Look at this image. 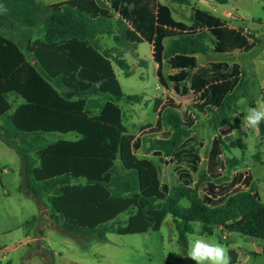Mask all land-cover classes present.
<instances>
[{
	"label": "trees",
	"instance_id": "1",
	"mask_svg": "<svg viewBox=\"0 0 264 264\" xmlns=\"http://www.w3.org/2000/svg\"><path fill=\"white\" fill-rule=\"evenodd\" d=\"M157 1L68 0L46 5L40 0H0L7 9L0 12V30L36 29L41 37L28 46L35 61L31 64L21 46L0 31V138L21 158L20 190L37 203L39 213L46 198L43 205L50 219L72 238L106 242L110 233L156 232L172 216L186 252L194 224L202 226V235L212 236L222 228L264 240V203L251 175L224 174L228 165L237 164L224 159L226 144L217 136L200 169L204 144L195 131L197 120L206 114L216 132L230 124L251 88L246 68L226 62L201 66L197 56L250 51L254 42L201 10H194L191 26L176 22L169 8ZM103 36L113 38L115 45L102 48ZM144 42L153 45L160 86L181 97L194 95V100L182 110L168 97L156 124L147 128L150 136L140 139L129 134L120 103L139 104L142 98L124 93L115 66L132 77L125 53ZM165 58L178 73L164 76ZM13 97L24 103L15 106ZM258 129L264 137V122ZM52 134L77 138L50 142ZM237 144L243 147L241 140ZM142 149L176 164L182 184L163 183L156 164L138 156ZM124 216L128 219L122 224ZM35 255L43 264H53L46 251ZM230 256L235 263L237 253L230 251Z\"/></svg>",
	"mask_w": 264,
	"mask_h": 264
},
{
	"label": "rangeland",
	"instance_id": "2",
	"mask_svg": "<svg viewBox=\"0 0 264 264\" xmlns=\"http://www.w3.org/2000/svg\"><path fill=\"white\" fill-rule=\"evenodd\" d=\"M41 1L44 4H51L65 0ZM168 1L173 2V0H166V2ZM230 6L238 8V14L243 18L241 19L242 26L256 30L262 29L263 33L259 34L257 39L264 40V0H233ZM177 14L186 23L191 24L193 22L192 12L188 6H180ZM250 32L253 37L258 34L253 30ZM99 42L104 49L115 45L113 38L108 36L101 37ZM137 48L141 55L150 56L148 43L137 45ZM126 54V60L132 66L134 72L133 76L126 78L123 71L117 66H115V70L123 85L124 92L141 96L142 102L139 104L121 102L120 106L124 110V123L129 134L135 136V138L146 139L150 136L147 134V128L156 124L161 104L168 96L173 97L181 105L182 110L189 108L194 96L182 98L164 89L157 80L153 65H149L148 61L139 58L140 55L134 49ZM261 56L264 59V52ZM213 59H218V57L214 56ZM242 61H245L244 58H242ZM259 69L257 75H255L256 85L252 86L248 97L238 102L239 108L232 114V122L229 124V129L223 132V135L212 129L208 122V116H201L197 120L198 124L195 131L204 144L201 150L202 163L200 169L205 167L207 153L213 138L220 136L225 141L227 148L224 152V159L227 161L234 160L237 164L234 168L228 165L224 174L248 173L249 169H252L257 189L264 203V162L262 163V160H264V137L261 136L258 128L244 131L241 128L242 120L247 114L248 108L252 107L251 104L264 108L261 96V90L264 89V65ZM47 138L50 142L63 139L58 135H49ZM239 140H241L243 147L237 144ZM138 156L147 158L156 164L163 183L168 184L170 187L182 184L178 176L177 165L169 163L167 158L161 159L152 153L147 154L145 149L138 151ZM0 162L3 167L10 171L11 180H7V183L12 189L17 183L16 178H19L20 158L15 151L11 150L0 157ZM197 176V174L194 175L193 186L197 181ZM199 194H203L201 189H199ZM43 204H46V198L40 202L43 212L39 213V220L33 222L28 228L31 230L32 227L35 237L40 240L47 234L49 244L56 254L48 248L45 241L40 245H38L40 242L38 241L30 244L25 251L24 259L31 257L32 253L35 255L39 251H46L47 256L52 258L53 264H192L186 258L188 251L186 252L178 242V233L172 216L166 218L159 231L135 235L110 233L107 235L106 242H98L95 239L72 238L62 233L55 222L50 219L49 209ZM1 212L3 214V211ZM31 213L37 214V203L33 200L29 207L24 210V216L30 218ZM127 219V216L122 217V224ZM195 226L200 228V235H202V226L199 224ZM41 227H45V229L42 231ZM42 235L43 237H40ZM202 236L223 244L228 249L229 255L230 251H235L237 260L233 264H264V240L246 237L238 233L226 232L223 234L219 228L215 229L212 236ZM225 236L228 237L224 238ZM16 261L14 264H24L22 260ZM28 264L37 263L33 261L28 262Z\"/></svg>",
	"mask_w": 264,
	"mask_h": 264
},
{
	"label": "crops",
	"instance_id": "3",
	"mask_svg": "<svg viewBox=\"0 0 264 264\" xmlns=\"http://www.w3.org/2000/svg\"><path fill=\"white\" fill-rule=\"evenodd\" d=\"M65 1H68V0H65ZM232 1L233 0H229L228 3H226V4H220L215 0H189V4H180V3L176 2L175 0H173V2H171V1L166 2V0H158L157 2L159 5L167 6L169 8L170 13H171V17L174 21L179 22V23H184L188 26H191L193 24V22L191 24H188L185 21H183L181 18L178 17L177 11L180 9V6L186 5L190 8V11L192 12V19H193L194 12H195L194 10H201V11H204V12H207V13L213 15L216 18L221 19L229 28H234L236 30H239L243 34H244V30H248V31L253 30V31L257 32L258 34H256V37H253L252 33H251V38H248L251 42H254V47L250 51H243L241 49H236L230 53H215V52L211 51L208 55H198L197 56L198 63L201 66L207 65L208 63H211V62H226L229 65L239 64L241 67L246 68L249 72L250 81H251V88H252V86L256 85L255 75H257V73L259 72V70H260L259 68L264 65V59L261 56L262 53L264 52V40L263 39H257V36L263 32H262V29L256 30V29H251V28L242 26L243 23H242L241 19H243V18L241 16H239L238 8L236 6H230V3H232ZM60 2H63V1H60ZM56 3H59V2H56ZM51 4H55V3H51ZM51 4H46V5H51ZM107 4H109V3L107 2ZM118 18H119V15H116V19H118ZM0 31L5 37L11 39L12 41H14L18 45H20L23 52L27 55L30 63L34 64L35 61L33 60L32 56L28 50V46L41 38L39 36L40 33L38 30L25 28V29H22V30L17 31V32H14V31L11 32L8 30H0ZM260 41H262V44L260 43ZM144 43H147V42H144ZM144 43H142V44H144ZM164 44H165V46H167L169 44V40H165ZM149 46H150V56L149 57L141 55V53L138 51L137 47L133 48V49L135 50L136 53H138L140 55L139 58L145 59L146 61H148L149 65L151 64L154 66V69L156 71V77H157L158 65L154 60L153 45L149 44ZM213 48H214V46H212V50H213ZM130 50H132V49L127 50V52H129ZM126 53H125V59H126V55H127ZM214 56H217L218 59H213ZM242 58H244L245 61H242ZM163 63H164L163 64L164 76L167 77L168 75L178 73V70L172 69L170 67L167 58H165L163 60ZM115 73H116V70H115ZM116 75H117V73H116ZM157 80H158V77H157ZM122 87H123V85H122ZM251 88H250V92H251ZM123 91H124V89H123ZM171 93H174V92H171ZM128 95H130V94H128ZM249 95H250V93H249ZM261 96H262L263 102H264V89L261 90ZM168 97H170V96H168ZM179 97H181V96H179ZM170 98H173V97H170ZM182 98H186V97H182ZM13 100H16L15 106H19V105L24 103V101L20 98L13 97L12 101ZM165 101L161 104V108H162V105L165 103ZM253 105L254 104H251L252 107H258V105H254V106ZM237 106H238V104H237ZM161 108L159 110V114H160ZM202 116H207V114L202 115ZM232 119H233V116H232ZM197 124H196V126H197ZM228 129H229V124L226 125L225 127L221 128V129H219L217 132H219L221 135H223V132L228 130ZM52 135H58V136L62 137L63 140H75L77 138L76 135H72V134H69V135L52 134ZM217 137H220V136H217ZM140 139H142V138H140ZM224 143H225V141H224ZM11 150H13V151H15V153H17V151L14 148L8 146L0 138V157H3L7 153H9V151H11ZM17 155L19 156L18 153H17ZM19 158H20V156H19ZM263 162H264V160H262V163ZM9 173H10V171L7 170L5 167H3L1 162H0V214H2L1 211H3V214H4V216L2 214L3 217L0 216L1 217V219H0V264H14L15 262H17L16 260H22L24 264H28V262L30 263L33 261L36 262L37 264H43V261L39 257H36V255H34V253L31 254V257H29V258L27 257L28 259L27 258L24 259L25 251L30 246V244L34 243V242H38L40 239L35 237L33 230H32V227H31V230L28 228L29 227L28 222H30L34 217H37L39 215L38 205H37V214L31 213L30 218L24 216V210L29 207V204L31 203V201L33 199L26 196L20 190V186L23 182L21 158H20V173L18 176L19 178H16L17 183H16L15 187L12 189H11L10 185H8V183H7V180H11ZM248 174L251 175L252 182L256 183V179L254 177L252 169H249ZM257 191H258V189H257ZM258 193H259V191H258ZM219 230L223 234L226 233L225 231L222 230V228H219ZM226 237H228V236H225L224 238H226ZM41 240L45 241L47 243L48 248L56 254L55 250L49 244L47 234Z\"/></svg>",
	"mask_w": 264,
	"mask_h": 264
},
{
	"label": "clouds",
	"instance_id": "4",
	"mask_svg": "<svg viewBox=\"0 0 264 264\" xmlns=\"http://www.w3.org/2000/svg\"><path fill=\"white\" fill-rule=\"evenodd\" d=\"M0 12H7V9L0 5ZM102 82H98L100 86ZM261 122H264V108L250 107L247 114L242 120L241 128L256 129ZM182 206H189L184 201L180 202ZM189 248L187 252V259L192 264H231V256L228 249L218 241L206 239L200 235V228L194 224V231L189 234Z\"/></svg>",
	"mask_w": 264,
	"mask_h": 264
},
{
	"label": "built area",
	"instance_id": "5",
	"mask_svg": "<svg viewBox=\"0 0 264 264\" xmlns=\"http://www.w3.org/2000/svg\"><path fill=\"white\" fill-rule=\"evenodd\" d=\"M244 34H245L246 36H248L249 38H251V32H250V31H248V30H244Z\"/></svg>",
	"mask_w": 264,
	"mask_h": 264
}]
</instances>
